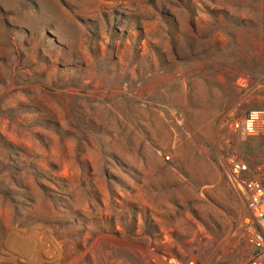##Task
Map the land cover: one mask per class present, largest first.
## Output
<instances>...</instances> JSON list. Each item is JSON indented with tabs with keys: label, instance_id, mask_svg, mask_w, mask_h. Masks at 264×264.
<instances>
[{
	"label": "rangeland",
	"instance_id": "1",
	"mask_svg": "<svg viewBox=\"0 0 264 264\" xmlns=\"http://www.w3.org/2000/svg\"><path fill=\"white\" fill-rule=\"evenodd\" d=\"M258 107L264 0H0V264H247Z\"/></svg>",
	"mask_w": 264,
	"mask_h": 264
},
{
	"label": "built area",
	"instance_id": "2",
	"mask_svg": "<svg viewBox=\"0 0 264 264\" xmlns=\"http://www.w3.org/2000/svg\"><path fill=\"white\" fill-rule=\"evenodd\" d=\"M229 128L242 141L252 137L264 138V107L246 110L230 121ZM225 173L230 188L247 207L242 225L253 247L247 264H264V161L250 162L231 156Z\"/></svg>",
	"mask_w": 264,
	"mask_h": 264
}]
</instances>
